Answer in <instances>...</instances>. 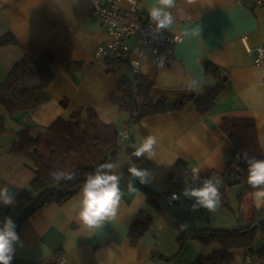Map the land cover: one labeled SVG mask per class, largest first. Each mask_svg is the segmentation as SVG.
Here are the masks:
<instances>
[{"label":"crops","instance_id":"obj_1","mask_svg":"<svg viewBox=\"0 0 264 264\" xmlns=\"http://www.w3.org/2000/svg\"><path fill=\"white\" fill-rule=\"evenodd\" d=\"M138 3L139 11L150 19L156 0ZM122 6L127 7V3L123 1ZM171 11L175 23L166 30L181 34L182 42L175 46L164 68L157 67L146 52L139 61V74L147 78L154 100L165 99L175 106L168 107L164 114L128 125L129 115L120 111L112 97L121 74H135L128 67L110 72L106 62L96 61L97 47L109 36L104 23L93 15L91 0H0V38L6 35L15 40L0 47V85L26 56L38 59L51 53L54 73L47 88L49 98L36 109L12 117L0 103V119H4L7 132L16 135L0 144V186H8L15 197L25 189L32 192L30 185L36 176L33 162L11 152L18 133L31 129L36 135L58 118L69 120L74 112L92 108L104 123L116 124L120 132L116 173L124 193L116 217L99 228L80 220L81 191L67 202L53 203L33 213L18 229L17 219L23 208L16 202L12 206L0 204V222L11 217L21 241L16 245L12 264H45L57 258L60 264H199L223 250L220 243L210 239L212 234L234 232L246 225L235 215L239 208L244 219L251 217L253 209L264 211V203L257 207L252 198L238 200V196L237 207L230 201L235 214L221 206L227 213L204 208L192 211L195 201L182 195L191 179L175 184L170 178L181 160L191 175L193 168H199L201 180L211 178L219 181L218 187L222 185V175L234 152L232 141L221 129L226 117L252 119L264 154L263 71L247 51L248 47L264 44V4L258 5L256 0H176ZM208 62L222 72L224 89L213 109L203 115L193 101L181 103L216 83L214 75L206 74ZM148 135L157 138L155 159L143 157L134 162L127 150H135ZM131 162L149 171L147 183L141 184L128 172ZM129 183L142 194L129 193ZM192 186L200 185L196 182ZM229 186L231 195L234 185ZM170 193L179 195L172 206L164 198ZM150 196L156 209L148 206ZM142 209L153 215V221L139 242L133 244L130 228ZM211 212L216 214V221L213 223L211 218L209 226L207 217ZM182 224H187L183 231ZM195 235L198 236L192 239ZM261 248L264 235L260 232L255 251ZM228 253L231 259L220 264H244L248 255L246 248H232ZM252 257L256 264H264L258 254Z\"/></svg>","mask_w":264,"mask_h":264},{"label":"trees","instance_id":"obj_2","mask_svg":"<svg viewBox=\"0 0 264 264\" xmlns=\"http://www.w3.org/2000/svg\"><path fill=\"white\" fill-rule=\"evenodd\" d=\"M12 41L15 40L5 35L0 38V47ZM52 62L53 56L48 52L38 59L26 56L12 68L4 83L0 85V103L10 116L34 110L48 100L47 88L54 80ZM106 64L110 72H121L126 67L133 71L132 64L125 62L123 56L110 58ZM134 74L133 80L128 75L121 74L112 97V102L120 108V111L129 115L128 125L139 123L148 116L169 111L167 106L169 101L154 100L147 78ZM206 74L214 75L216 83L213 86H206L201 94L186 97L181 103L184 105L193 101L203 115L213 109L217 96L224 89L220 69L208 62ZM63 102L66 104V101ZM221 129L232 141L234 152L227 162V170L222 175L223 182L219 187L220 206L235 214L229 201V185L243 183L244 189L238 195V200L250 201L249 194L254 191L247 182V164L243 159V153L247 152L249 157L254 156L257 159H264V154L252 119L226 117L221 124ZM6 132L7 128L2 118L0 119V135ZM119 134L116 124L104 123L92 108L74 112L69 120L58 118L44 132L36 135L31 129L18 133V140L14 142L11 152L22 154L33 162L36 176L30 185L32 192L25 189L15 197V202L23 208L17 219V229L27 217L45 206L53 203L61 204L77 196L87 175L94 172L99 165L109 162L117 165L121 151ZM134 151V149L127 150L134 162H140L143 157L135 158L132 156ZM57 170L75 173L76 178L56 181L50 173ZM170 178L175 184L187 178L191 179L186 162L178 161L171 171ZM156 205L150 196L148 206L156 209ZM235 215L240 220L243 219L246 225L234 232L216 231L212 234L210 239L220 243L223 250L206 257L204 262L199 264L226 262L231 259L228 250L232 248H246L248 255L258 254L264 258V248L255 251L258 234L261 232L264 235V211L253 209L251 217L244 219L243 211L239 208ZM152 221L153 215L147 210L142 209L139 212L129 232V238L133 244L139 242ZM197 236H192V239Z\"/></svg>","mask_w":264,"mask_h":264},{"label":"clouds","instance_id":"obj_3","mask_svg":"<svg viewBox=\"0 0 264 264\" xmlns=\"http://www.w3.org/2000/svg\"><path fill=\"white\" fill-rule=\"evenodd\" d=\"M176 6V0H156L155 5L150 9L149 17L152 24L155 25L154 31L159 33L168 29L175 23V17L172 9ZM264 55V49L260 50ZM157 146V138L154 135L146 136L142 143L135 148L132 156L139 159L146 157L154 160ZM243 159L247 164L248 185L254 190L249 195L260 207L264 203V159L249 157L248 153H243ZM128 172L138 179L141 184L147 183L150 173L146 169H140L134 162L130 163ZM51 177L56 181L74 180L75 173H66L62 170L53 171ZM121 177L116 173L114 163H103L99 165L94 172L89 173L82 185L81 209L79 212L80 220L87 226L99 228L105 221L114 219L117 215L118 207L124 193L120 187ZM199 182L198 187L192 185ZM219 181L211 178H200V169L193 168L190 185L185 187L182 195L184 198L194 200L191 205L192 211L201 208L209 211H215L221 204V193L218 187ZM129 193L141 195L138 188L129 183ZM173 199H179L174 194ZM0 204L12 206L15 204V195L8 186H0ZM16 224L11 217H5L0 222V264H12L16 245L21 243L20 237L16 231ZM187 228V224H182L180 230Z\"/></svg>","mask_w":264,"mask_h":264},{"label":"built area","instance_id":"obj_4","mask_svg":"<svg viewBox=\"0 0 264 264\" xmlns=\"http://www.w3.org/2000/svg\"><path fill=\"white\" fill-rule=\"evenodd\" d=\"M123 1L127 3L125 8L122 6ZM91 3L93 15L104 23L109 36L106 43L97 47L96 61L106 62L116 56H128L133 72L139 74V61L149 52L153 63L164 68L171 60L175 46L183 40L181 34L168 30L155 32V25L139 11L138 0H91ZM257 4H264V0H258ZM262 49L264 44L255 48L248 47L247 51L254 57L255 64L262 67L264 84V55L260 51ZM124 135L128 134L125 132ZM174 194L178 195L170 193L164 196L170 206L178 201L172 198ZM45 264H60V259ZM244 264L256 262L251 255H247Z\"/></svg>","mask_w":264,"mask_h":264},{"label":"rangeland","instance_id":"obj_5","mask_svg":"<svg viewBox=\"0 0 264 264\" xmlns=\"http://www.w3.org/2000/svg\"><path fill=\"white\" fill-rule=\"evenodd\" d=\"M128 75H129V77L133 80L134 78H135V76L133 75V74H131L130 72H128ZM66 105V104H65ZM13 134L15 135V133L14 132H12V131H8V132H6V133H4L3 135H0L1 137H2V139H1V137H0V144H3V139H5V138H9V137H13ZM16 136V135H15ZM243 189H244V185L243 186H241V185H239V184H236V185H234L232 188H231V192H230V194L231 195H229V198H230V196H231V199L229 200V201H232V204H233V206L234 207H237V202H238V200H235L236 198V196H238V195H240L241 194V192L243 191ZM220 207V206H219ZM217 208L216 210L218 211V213H220V214H225V213H227V212H225L222 208ZM222 209V210H221ZM227 216L228 217H231V215L230 214H227ZM211 218H213V223L216 221V214L214 213V212H211L210 213V215L207 217V221L208 220H210L207 224L209 225V226H211V224H212V220H211ZM188 251V250H187ZM182 261H185V256L184 257H182Z\"/></svg>","mask_w":264,"mask_h":264},{"label":"water","instance_id":"obj_6","mask_svg":"<svg viewBox=\"0 0 264 264\" xmlns=\"http://www.w3.org/2000/svg\"><path fill=\"white\" fill-rule=\"evenodd\" d=\"M124 61L125 62H128L129 61V57L128 56H125L124 57ZM175 106V103L174 102H168V107L169 108H173Z\"/></svg>","mask_w":264,"mask_h":264}]
</instances>
